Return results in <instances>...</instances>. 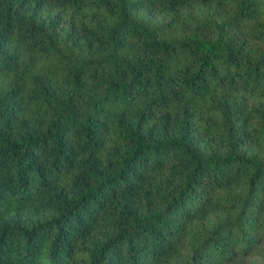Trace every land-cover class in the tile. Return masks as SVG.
<instances>
[{"label": "trees", "instance_id": "1", "mask_svg": "<svg viewBox=\"0 0 264 264\" xmlns=\"http://www.w3.org/2000/svg\"><path fill=\"white\" fill-rule=\"evenodd\" d=\"M0 264H264V0H0Z\"/></svg>", "mask_w": 264, "mask_h": 264}]
</instances>
